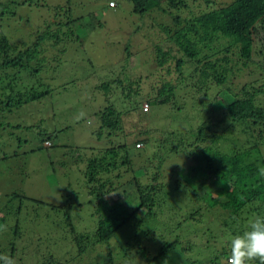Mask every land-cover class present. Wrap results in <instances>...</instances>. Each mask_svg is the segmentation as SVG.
<instances>
[{
	"label": "rangeland",
	"instance_id": "obj_1",
	"mask_svg": "<svg viewBox=\"0 0 264 264\" xmlns=\"http://www.w3.org/2000/svg\"><path fill=\"white\" fill-rule=\"evenodd\" d=\"M111 1L118 4L117 9L109 7ZM214 1L209 10L226 9L228 13L232 10L237 21L247 19L257 23L264 18V0ZM193 2L189 0L192 6ZM201 3L199 1L195 6L207 11V7ZM27 4L15 5L14 16L0 18V32L18 50H26L46 31L52 32V27L67 35L58 45L47 40L43 45V54L38 57L43 68L36 76L43 90H49L50 94L22 110L0 116V218H7L5 223L0 219V225L6 226V230H0V255H11L15 250L17 260L25 258L24 261L29 260V263L24 262L26 264H37L38 261L46 264L51 257L59 259L66 254L64 258L70 260L69 264H77V259L81 257L78 251L72 249L75 246L72 242L74 236L93 233L99 221L96 210L109 214L110 207L123 198L124 187L117 183L103 198L93 200L84 182L87 159L97 156L98 150L104 152L119 145V133L101 140L96 138L95 132L100 127L99 113L105 101L102 102L98 96L99 90L114 85L111 101L122 113V129L130 137L126 142L129 147L144 149V143L137 141L139 137L132 136L136 131L141 134L146 127L153 134L156 145L153 143L154 149L147 147V154L155 163H148L147 168L143 166L137 171L144 175L142 184H155L157 182L152 178L158 174L154 166L159 162L154 157L159 152L157 142H163L165 127H169V130L181 128L180 119L183 113L188 112L159 105L153 109L158 125L152 126L145 116L141 118V112L133 109L132 102L134 99L140 100L143 106L149 103L147 99H152L151 92L160 90L162 81L176 83L180 74L176 68L177 58L182 56V52L175 40L157 29L147 36L149 19L135 13L130 0H28ZM74 18L78 20L68 28L66 25ZM167 19L170 21V18ZM251 28L246 31L247 37ZM239 43L237 38H225L216 45L225 49L224 52L230 48V52L235 50L237 53ZM159 46L165 51L172 50L164 66L158 63ZM251 72L262 76L255 84L262 87L264 68L257 71L255 63L236 75L232 81L234 87L241 89L245 84L254 83L255 77ZM117 82L120 85L115 84ZM131 85L132 90H129ZM181 92L178 91L176 97ZM230 94L234 95L231 92L226 94V100H234ZM123 102L126 103L125 108ZM178 103L179 100L176 105ZM257 106L264 108V96L259 97ZM150 107L148 110L143 107V111L149 113ZM81 112L84 113L83 118L77 119ZM27 125L35 128L33 131L25 130ZM188 126L189 122H185L184 127ZM39 131L50 135L52 148L44 147ZM190 150L165 162L159 174L160 188L164 186L167 189V184L174 185L175 179L181 178L180 171L189 160ZM69 205L72 207L70 225L73 229L68 227L66 217ZM173 208L174 205L169 207L168 204L155 207L157 217L148 218L150 230L144 227L148 234L143 246L148 249L150 258L159 254L166 241H175L179 234H182L180 241L187 248L185 256L193 261L205 263L220 252L229 255L230 231L223 232L222 224L217 229L208 228L206 222L212 220V215L204 218L198 215L199 210L194 211L180 204L178 210ZM174 219L182 225L173 226L168 222ZM17 226L20 228L19 234H15ZM72 230L76 232L74 235L72 233L73 236ZM134 230V224L124 228L120 233L123 236L114 238L109 245H99L98 252L104 255L111 251L118 252L122 243L120 238L132 235ZM132 250L135 253L140 251V247ZM31 254H35V257H25ZM82 257L86 259L89 255Z\"/></svg>",
	"mask_w": 264,
	"mask_h": 264
},
{
	"label": "trees",
	"instance_id": "obj_2",
	"mask_svg": "<svg viewBox=\"0 0 264 264\" xmlns=\"http://www.w3.org/2000/svg\"><path fill=\"white\" fill-rule=\"evenodd\" d=\"M27 1L0 0V18L14 16L15 5H28ZM130 1L134 5L135 13L149 19L147 36L157 29L159 33L175 40L182 52V56L177 58L176 68L180 74L176 83L162 81L160 90L151 92L152 99L146 100L149 103L142 106L140 100L134 99L133 109L141 112V118L145 116L152 126L158 125L153 109L159 105H169L175 110L185 109L188 113H183L180 119L181 128L169 130V127H165L163 129L166 136L163 142L155 140L159 152L153 155L159 162L154 165L158 174L152 180L157 183L146 186L142 184L144 175L137 169L148 166V163H155L147 154V147L154 149V136L145 127L146 130L139 133L140 135L138 131L132 134L139 137L137 141L144 143V149H137L132 145L129 147L126 142L130 137L122 129V113L111 101L115 92L114 85L103 87L104 91L99 90L98 96L102 102L105 101L99 113L100 127L95 132L96 138L101 140L119 133V145L104 152L98 150L97 156L87 159L84 182L93 200L103 198L117 183L124 187L123 198L110 207L109 214L96 210L99 221L93 233L74 236L72 242L75 246L72 249L78 251L81 257L77 259V264H163L165 260L168 264H221V260L227 257L224 252L208 258L205 263L186 257L187 248L180 241L182 234L175 241H166L159 249V254L150 258L148 249L143 246L145 235L148 234L144 227L147 229L150 225L149 217H157L155 207L165 204L169 207L174 205V210L179 209V204L194 211L197 209L198 215L204 218L212 215V220L206 222L208 228L217 229L222 224L223 232L230 231L232 234L245 230L248 222L255 216H264V177L257 174L258 168L264 166V108L257 106L259 97L264 96V85H255L262 76L251 72L255 82L245 84L241 89L232 84L236 75L249 68L250 64L255 63L257 71L264 68V18L257 23L247 19L237 21L232 10L229 11L231 13L219 8L209 10L210 5L215 4L214 0H194L193 6L189 4V0ZM199 1L207 7V11L195 6ZM111 3H115V6ZM117 5L115 1L109 3L111 9H117ZM77 20L74 18L66 26L70 28ZM250 27L252 30L247 37L246 31ZM66 35V32H60L58 28L54 30L52 27V32L46 31L26 50H18L0 32V116L22 110L28 104L50 94L49 90H43L42 83L36 76L43 68L38 57L43 54V45L47 40L58 45ZM225 38H237L240 41L236 48L237 53L235 50L230 52V48L224 52L225 49L222 50L216 45ZM171 51L158 47L160 66L168 62ZM218 54L219 57H216ZM141 79L142 77L139 83ZM120 83L123 84V81ZM129 90H132V85ZM230 92L234 94H230L234 96V100H226V94ZM145 105H151L150 114L147 110L143 111ZM122 106L125 108L126 103L123 102ZM185 122H189L188 127H184ZM34 128L25 126V130L33 131ZM221 130L223 132L219 133ZM39 134L43 138L44 147L52 148L50 135L44 131H39ZM188 149H191L189 160L180 171L181 178L177 177L174 185L167 184V189L164 186L160 188L159 174L161 175L165 162L170 158H178ZM71 209L69 205L66 217L68 227L73 229L70 225ZM143 209H146L144 213ZM0 219L5 223L7 218L2 216ZM168 222L173 226L182 225L176 223L175 219ZM132 224L135 230L132 235L120 238L122 243L118 252L111 251L107 255L98 252L99 245H109L114 238L123 236L121 231ZM19 232L20 228L17 226L15 234ZM72 233L76 234L73 230L71 235ZM134 247H140V251L133 253ZM16 254L14 250L10 255L16 260V264L20 261L22 264L29 263L28 259L24 261L25 258L17 260ZM86 254L89 257L85 259L82 256ZM34 255L24 256L33 258ZM64 256L66 254L59 259L51 257L46 264H69L70 260ZM40 263L38 261L37 264Z\"/></svg>",
	"mask_w": 264,
	"mask_h": 264
},
{
	"label": "clouds",
	"instance_id": "obj_3",
	"mask_svg": "<svg viewBox=\"0 0 264 264\" xmlns=\"http://www.w3.org/2000/svg\"><path fill=\"white\" fill-rule=\"evenodd\" d=\"M83 116L81 112L77 119ZM257 174L264 177V166L258 168ZM0 230H6V226L0 225ZM228 244L229 255L221 260V264H264V216H255L242 232L229 233ZM0 262L16 264L10 255H0ZM163 264H168L167 260Z\"/></svg>",
	"mask_w": 264,
	"mask_h": 264
},
{
	"label": "built area",
	"instance_id": "obj_4",
	"mask_svg": "<svg viewBox=\"0 0 264 264\" xmlns=\"http://www.w3.org/2000/svg\"><path fill=\"white\" fill-rule=\"evenodd\" d=\"M111 5L115 6V3H111ZM144 108L148 110V106L147 105H145Z\"/></svg>",
	"mask_w": 264,
	"mask_h": 264
}]
</instances>
